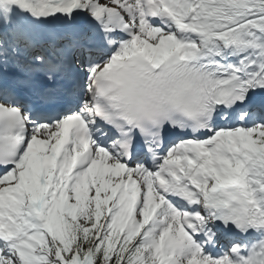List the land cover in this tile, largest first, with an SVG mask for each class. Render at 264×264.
I'll return each instance as SVG.
<instances>
[{
	"label": "snow or ice",
	"instance_id": "snow-or-ice-1",
	"mask_svg": "<svg viewBox=\"0 0 264 264\" xmlns=\"http://www.w3.org/2000/svg\"><path fill=\"white\" fill-rule=\"evenodd\" d=\"M0 264H264V0H0Z\"/></svg>",
	"mask_w": 264,
	"mask_h": 264
}]
</instances>
